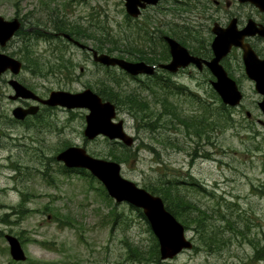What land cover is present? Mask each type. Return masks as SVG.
Here are the masks:
<instances>
[{"label": "rangeland", "instance_id": "obj_1", "mask_svg": "<svg viewBox=\"0 0 264 264\" xmlns=\"http://www.w3.org/2000/svg\"><path fill=\"white\" fill-rule=\"evenodd\" d=\"M225 2L222 0L220 11L212 6L205 16L214 13L222 24L229 21L227 10L239 11L244 17L247 14L255 18L260 16L251 4L240 6L234 1L230 7H225ZM124 4V0H58L50 7H64L65 19L90 26L91 33L94 28L105 26L110 37L119 39V44H128L133 54L126 52V57L135 59L138 52L131 46L144 48L145 45L139 29H128L127 24L132 21L127 22ZM171 4L167 1L160 5L165 8H152L139 18L140 24L149 16L152 26H156L155 22L164 20L165 14L170 13L167 9L172 8ZM17 10L22 15L29 14L31 21L48 22L42 0H0L1 15L12 17ZM201 11L195 7L192 18L212 27L213 20L207 21L204 14L199 17ZM41 28L46 29L43 25ZM84 40L95 48L94 37ZM259 43V49L264 53V43ZM107 45L111 46L109 42ZM34 50L38 56L51 54L50 46L43 40L35 43ZM67 50L86 66V71L76 80L69 72L65 73L66 77L51 74L49 64L44 66V72H47L44 78L31 76L29 72H25L23 78L33 85L40 84L41 92L48 88L79 91L93 80L96 91L99 83L104 85L99 82L107 76L103 67L93 64L91 56L79 48L72 46ZM240 53L234 49L231 54ZM229 61L236 64L234 57ZM115 72L122 73L118 68ZM205 73L194 67L180 71L175 76L176 81L187 85L188 91L173 99L187 109L193 106V101L186 93L199 94L205 99L210 88L203 91V82L207 86ZM107 77L109 82H114L113 78ZM145 79L144 76L124 75L121 78L123 90L135 92ZM197 80L201 84L199 88ZM243 83L246 93L243 107L258 114L257 106L252 102L260 97L249 80L244 79ZM209 100H213L210 94ZM132 110L120 108L117 116L125 121L126 131L136 139L131 148L136 150L137 159L122 163V174L140 186L160 174L166 173L175 179L179 182L175 191L205 211L204 227L208 233L219 230L223 240L221 248L212 250L203 244L200 246L196 229L199 230L201 225L191 223L187 236L194 242L193 249L184 250L168 260L140 261L131 257L126 241L146 250L153 242L146 218L127 203L115 204L114 200L105 199L98 181L91 182L89 177L76 171L62 172L63 163L56 159L67 143L84 146L95 157L110 158L107 154L112 140L103 136L93 141L86 139L83 133L86 121L80 111L61 113L64 121L27 122L14 130H8L12 124L9 121L0 123V232H3L0 235V264H264V126L231 121L227 126L212 128L209 138L193 133L188 136L182 125L168 127L162 133L171 136L175 145H170L166 141H156L147 130L138 129ZM244 115V110H234V118ZM117 146L120 148V144ZM23 193H29V196L27 210L20 214L18 208L13 210L12 207H17ZM113 208L120 216L117 222L111 216ZM6 214L9 222L2 221ZM123 217L125 219L121 221ZM6 233L19 237L28 256L26 261L12 259L4 237Z\"/></svg>", "mask_w": 264, "mask_h": 264}, {"label": "water", "instance_id": "obj_2", "mask_svg": "<svg viewBox=\"0 0 264 264\" xmlns=\"http://www.w3.org/2000/svg\"><path fill=\"white\" fill-rule=\"evenodd\" d=\"M240 2H249L264 12V0H238ZM159 0H126V9L132 16H138L141 8L147 4H157ZM19 21L6 20L0 15V40L9 39L14 31L19 27ZM215 34L212 42L214 56L211 59L203 58L191 54L176 39L166 36L170 45L172 59L168 63H161L159 67L166 68L176 72L181 67H186L191 63L196 64L200 69L207 66L216 79L211 81L212 86L217 91L225 104L236 106L243 97L241 90L235 79L229 76L221 60L231 52L233 47H240L243 50L244 62L247 76L256 82V89L263 95L259 102L261 110L264 112V58H260L249 42L245 41L247 36L259 34L264 36V24L249 19L243 29L238 28V19L234 17L229 24L224 27L219 22H215L212 27ZM75 44L82 48L86 45L75 40L69 34L64 33ZM94 60L108 66H119L132 75L140 73L153 74L155 65L145 61H130L122 57L111 55L106 52H99L93 49ZM0 71L5 67L3 64L12 65L17 72L20 63L16 60L6 58L0 54ZM19 90L25 92V96L38 97L34 92L27 89L22 84H16ZM50 105H63L67 108L86 107L89 113L86 116L87 125L84 135L88 139H95L103 135L109 139H115L127 146H132L135 139L128 134L124 127V121H116V105L109 100H104L97 92L91 88L83 91L72 92L69 90H53L49 98L43 100ZM30 109L21 112L18 109L17 116L24 117L27 112H34ZM56 159L64 162L68 168H84L95 176L106 188L110 197L117 203L127 202L143 211L144 216L150 224V227L159 241L160 256L162 259L173 258L181 251L193 247L192 240L186 235V229L176 216L170 212L159 195H155L138 185L135 181L126 178L122 174V165L120 162L99 158L91 155L83 146L72 145L61 150ZM10 247V253L14 260L25 261L27 255L20 239L11 233L5 234Z\"/></svg>", "mask_w": 264, "mask_h": 264}, {"label": "trees", "instance_id": "obj_3", "mask_svg": "<svg viewBox=\"0 0 264 264\" xmlns=\"http://www.w3.org/2000/svg\"><path fill=\"white\" fill-rule=\"evenodd\" d=\"M213 2V0H195L194 5H196L197 9L203 10V14L205 16V12L209 11L212 8L214 4ZM213 14L214 13H211V15L205 16L206 20H212ZM129 19L130 18H128L127 22L131 23L132 19ZM127 26L131 28H138L141 32L144 28L141 24H133V22L130 25L127 24ZM198 26L199 24L191 22L190 25H181L179 27L180 35H178L177 37L181 39L183 43L189 45L192 48L193 53L207 58L210 57L212 51L208 45V38L204 35L203 32L198 30ZM65 28V31H67L73 37H94V39L96 40L95 47L101 52L105 51L113 54L114 52L118 51V56L128 59H134L131 57H126L125 55L126 52L131 55L133 54V52L129 50L128 44H119V39L110 37L109 32L107 31V28L105 26L94 28V33H91L89 32L90 26H86L79 21H70L66 24ZM185 32L190 33V35L182 36L185 35ZM108 42L111 44V46L107 45ZM67 47L69 48L68 44L64 46V52L68 51ZM131 47H133L136 52L139 53L136 57L137 59H143L150 63H158L159 61H164L169 57V53L167 50L165 52H162L161 57H157V59H155L153 56L154 53L152 55H148L147 52L143 51V49H139L135 46ZM31 62H33L37 72L41 75H44V65L49 64L52 61L49 62V60L45 57L38 58V56H35L34 58H31ZM105 70L107 71V76L110 77V80L113 78L114 82H109L107 76L103 79L100 78L99 82H103L104 85L99 83L100 87H97L98 93L104 99H108L116 103L118 108H126L129 111L133 109L134 111H132L135 113L134 116L136 118L137 128L147 130L150 133L151 137L160 143H162V141H166L170 145L174 144V141L172 142L171 140V136H169L167 133H162V131L167 130L168 127L172 128L182 125L188 136L193 133L202 138H209L212 128L220 127L222 125L227 126L231 123L233 109L222 102L221 98L212 87H210L211 92L209 91V94L211 97H213V100L209 101V103L206 102L201 96L199 97L198 95H191L189 93H186L187 95H190L193 101V106H190L187 109L184 105L173 99L175 96H177V94L184 93V90H186L187 88L185 85L176 86V91L174 92L172 91L171 84L168 81H163V79H160V77L156 76V78H146L144 83L140 84V87L137 88L135 92H126L123 90L121 82V78H124L125 73L122 72L119 74L112 68H105ZM70 71H72L71 68ZM119 144L120 148L119 146H117ZM142 145H144V142L142 143ZM66 146H68V143L66 144ZM138 149L139 146H137V150ZM107 155L111 159L117 160L121 163H127L131 160L137 159L136 150L130 147H126L118 141H111V145ZM156 161L160 163V160ZM61 171L69 174L74 170L68 169L63 165L61 167ZM75 171L89 177V180H91V182L98 181L96 177L92 176L90 172L85 169H79ZM44 175H46V173H44ZM47 182L49 184L52 183L49 179L47 180ZM98 182L99 184H101L99 187L101 195L108 201H112L113 199L108 195L103 184L100 181ZM143 187H145L152 193L161 195L167 209L170 210L179 220L181 219L186 229L189 230L191 228V223H197L198 225H201V228L199 230L198 227L196 229L199 234L200 246H202L201 244H203L204 246L209 247L212 250L221 248L223 240L220 236L219 230H213V234H210L204 227L206 224V217L204 216L205 211L201 210L192 201H189L187 198L183 197V195L175 191V189L179 187V182L175 181V179L169 178L165 173L162 175L160 174L157 178H154L148 183L143 184ZM28 196L29 193H23L21 197L22 199L17 207L13 206L12 209L17 210L18 208L19 211L17 212L20 214L27 210L26 202L28 200ZM137 210L142 216H144L143 212L140 209ZM7 215L8 214H6L2 218L3 222H9L6 219ZM111 216L113 217L114 222H117L120 219V216L116 212L115 208L112 209ZM124 219V217L121 218V221H123ZM149 231L151 233L153 242L150 248L147 250L141 245L138 246L126 241L129 252H131V257L137 258L140 261H159L161 259L158 240L150 227ZM2 234L3 232L1 231L0 235ZM195 249H197V247H195Z\"/></svg>", "mask_w": 264, "mask_h": 264}, {"label": "flooded vegetation", "instance_id": "obj_4", "mask_svg": "<svg viewBox=\"0 0 264 264\" xmlns=\"http://www.w3.org/2000/svg\"><path fill=\"white\" fill-rule=\"evenodd\" d=\"M54 1L56 3L58 0H53V1L42 0V9H44L46 16H48V22L41 23V22L31 21L29 19L30 17L29 14L22 15L20 12H18V10L15 12V14L12 17L4 16V18H6L7 20L17 19L20 24L19 27L14 31V33L9 39L0 40V54L5 55L6 58L16 60L20 63V68L17 72L15 71L12 65L9 64L1 65L2 67L5 68L0 71V123H2V121H9L10 123H12L10 128H8V130H14L20 124H24L27 122L34 123L36 121H64L63 119H61L60 115L61 113L65 114L67 112L75 113L81 111L80 115L85 118V121H87L86 116L89 113L88 108L79 107L75 109H70L62 105L47 104L43 100L47 99L50 95V92L54 89L48 88L47 89L48 91L42 90L41 92L39 90L40 84L33 85V83L29 82L26 78H23V74L25 72H29L31 76L35 75L42 78L46 76L47 72L43 71L44 75L39 74L35 69L33 62H31V58L38 56L35 54L34 45L35 43H38L41 40H43L47 44V46H50L51 54L49 56L48 55L38 56V58L46 57L49 60V62L52 61L49 63L51 74H55L59 77L62 76L64 77L65 73H67L69 69L70 76L76 80V77L80 73L86 71V66L82 65L81 62L79 63L75 59L74 53L69 55L68 52L63 51V48L66 44H68L69 47L74 46L76 48H79L82 52L89 53L88 55L91 56L92 62L94 64V54L91 49L87 47L86 48L79 47V45L75 44L70 39L64 37V33L67 32L65 31L66 30L65 26L67 23H69V21L65 19V17H63L62 14L64 7L65 8L67 7L65 6L66 2L64 3L63 8L50 7V5ZM167 1L172 3L171 4L172 8L171 9L166 8L170 13H168L167 16L165 14L164 20L160 19L158 22H155L156 26H152L153 21L149 16L147 17V19H144L145 22L143 23V25L146 26L145 38L149 42V45L146 44V46L143 49L145 52H150L149 55H152V53H154L153 56L155 59H157V57H161L162 56L161 41H164L167 35L177 37L178 35H180L179 26L190 25V22L199 24L198 30H200L204 34H207L208 42L211 36L212 39H210V41L212 42L214 38V34L212 33V27H210V25H206L203 23H199L198 21H194L195 19L192 18L195 0H160L156 5H147L145 8H142L143 10L140 17L145 15L148 11H151L152 8H154L155 10L165 8L160 5ZM214 1H215L214 7L220 11L222 8V0H214ZM234 1L239 3L240 6L244 5V3L238 2L237 0H226L225 7H230L231 4L234 3ZM227 12L229 14L227 13L226 16L230 17L229 21L226 22L225 24H222L219 21L220 24H222L223 26L228 25V23L231 21L233 17H236L238 19V28L240 30L246 26L248 20L251 18L255 19L258 23L264 24V13H262L258 8H257V13L260 15L259 16L260 18L259 17L255 18L251 14H247L244 17L239 11L233 13L227 10ZM203 13L204 11L202 10L199 17H201ZM212 17L217 18L215 14H213ZM36 18L37 16L34 17L33 19ZM215 21L217 20L214 19V22ZM27 25L29 27H26ZM42 25L43 28L46 29H42L41 28ZM206 29L208 30V33ZM189 35L190 33L185 32V35L182 36H189ZM82 41H85L84 38H82ZM245 41L251 44V46L256 50L260 58H264L263 51L259 49L260 48L259 42L264 43V36H261L259 34H256L254 36H247L245 38ZM153 44H155V46H153ZM236 49L240 50L241 53L239 55H233L230 53L222 63L226 68V70L228 71V74L236 80L239 88L242 90L244 94L242 101L246 99L245 86L243 83L244 79L249 80L253 84V87L260 98L255 99L252 102L257 106V109L259 110L258 114H252L250 110H248L246 107H243V102H242L241 105L236 109H240L241 111L244 110L246 115H244L242 118L232 117L231 121H239L247 125L260 124L264 126V112L261 111L259 106V102L263 96L257 91L256 82L250 79L246 74V66L244 62L243 50L239 47H236ZM167 51L169 53L168 46H167ZM233 57L236 60L235 65H232L231 62L229 61V58H233ZM44 66H47V64H45ZM70 68L72 69V71H70ZM78 68H79V72H78ZM203 70L204 68L198 71L202 72ZM158 72H156V74H158ZM238 72H241V74H238ZM206 73L208 74L205 81L207 86H205L203 82L202 85L204 88L203 91L207 87L209 88L211 86V76L209 70H206ZM197 82L199 88L201 84L198 80ZM16 84H22L27 89L34 91V93H36L38 97L23 95L25 94V92L21 90H19L20 92H18L17 86H15ZM86 86H84L81 90H84L85 88H91L94 91V80L92 82H89V85ZM209 90L206 91V98L204 99L208 103L210 101ZM241 106L242 108H240ZM18 109H21V112L30 109H34L35 111L27 112L24 115V117H18L16 112ZM49 118H51V120Z\"/></svg>", "mask_w": 264, "mask_h": 264}]
</instances>
